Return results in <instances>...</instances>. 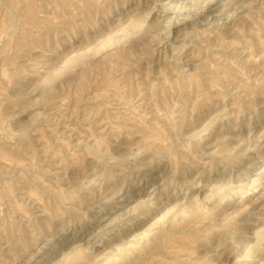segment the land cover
<instances>
[{
  "label": "rangeland",
  "instance_id": "374dc122",
  "mask_svg": "<svg viewBox=\"0 0 264 264\" xmlns=\"http://www.w3.org/2000/svg\"><path fill=\"white\" fill-rule=\"evenodd\" d=\"M0 264H264V0H0Z\"/></svg>",
  "mask_w": 264,
  "mask_h": 264
}]
</instances>
